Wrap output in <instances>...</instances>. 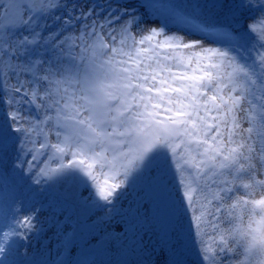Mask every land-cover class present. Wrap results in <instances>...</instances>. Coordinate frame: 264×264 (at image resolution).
I'll use <instances>...</instances> for the list:
<instances>
[{
	"label": "snow or ice",
	"instance_id": "obj_1",
	"mask_svg": "<svg viewBox=\"0 0 264 264\" xmlns=\"http://www.w3.org/2000/svg\"><path fill=\"white\" fill-rule=\"evenodd\" d=\"M162 15L0 0V264H264V0Z\"/></svg>",
	"mask_w": 264,
	"mask_h": 264
},
{
	"label": "rangeland",
	"instance_id": "obj_2",
	"mask_svg": "<svg viewBox=\"0 0 264 264\" xmlns=\"http://www.w3.org/2000/svg\"><path fill=\"white\" fill-rule=\"evenodd\" d=\"M144 2L147 6L149 14L152 16V19H156V18L161 19L160 17H155V11H152L148 8L147 0H144ZM176 2H178V0H176ZM24 196L26 199H33V198L38 199L40 201V203L43 204V213H42L40 219L42 221H46L45 227L47 229H51V230L47 231L44 235H42L39 240H33L31 248L39 251V250H42V248H41L42 244L48 243L47 237L51 236L52 231H54V229H52V224L54 223L55 219L58 218L59 220L64 221L65 216L70 215V214H74V211H73V208L69 209L67 205H62L58 199L59 195L56 196V194H54L51 191L44 193L40 197H33L32 194L25 191ZM59 198L62 199L61 197H59ZM135 199H136V191L129 190V192L124 197H122L124 209L126 210L128 208V205L130 203H132ZM39 206H40V204H37V207H39ZM61 213H63V215ZM81 226L84 227L85 225H81ZM73 227H75V216L73 219ZM133 244H134V240L130 235L126 240L122 238L118 243H114L112 245V247L113 248H119L121 245H124L126 248L130 249L133 246ZM23 250L24 249H21V251H23ZM96 258H98L102 261L119 259V257L115 256L114 253L109 255V256L103 255L102 250L99 252V254Z\"/></svg>",
	"mask_w": 264,
	"mask_h": 264
},
{
	"label": "water",
	"instance_id": "obj_3",
	"mask_svg": "<svg viewBox=\"0 0 264 264\" xmlns=\"http://www.w3.org/2000/svg\"><path fill=\"white\" fill-rule=\"evenodd\" d=\"M53 191L59 195V194H60V192H61L62 190H61V189H58V188H56V189H53ZM61 198H62V197H61Z\"/></svg>",
	"mask_w": 264,
	"mask_h": 264
},
{
	"label": "bare ground",
	"instance_id": "obj_4",
	"mask_svg": "<svg viewBox=\"0 0 264 264\" xmlns=\"http://www.w3.org/2000/svg\"><path fill=\"white\" fill-rule=\"evenodd\" d=\"M58 194H56V196H57Z\"/></svg>",
	"mask_w": 264,
	"mask_h": 264
}]
</instances>
